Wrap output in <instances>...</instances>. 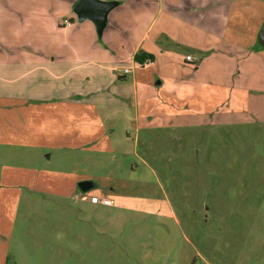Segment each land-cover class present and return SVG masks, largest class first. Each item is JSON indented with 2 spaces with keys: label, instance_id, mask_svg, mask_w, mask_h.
<instances>
[{
  "label": "rangeland",
  "instance_id": "374dc122",
  "mask_svg": "<svg viewBox=\"0 0 264 264\" xmlns=\"http://www.w3.org/2000/svg\"><path fill=\"white\" fill-rule=\"evenodd\" d=\"M149 23L141 20L139 33ZM257 51L204 59L195 93L159 104L158 122L133 128L116 150L117 176H77L94 182L87 193L56 192L46 176L38 183L49 191L18 198L0 176V228L13 225L6 264H264V50ZM165 105L174 116L160 117ZM86 166L99 175L108 165L91 157Z\"/></svg>",
  "mask_w": 264,
  "mask_h": 264
},
{
  "label": "crops",
  "instance_id": "0c3cea01",
  "mask_svg": "<svg viewBox=\"0 0 264 264\" xmlns=\"http://www.w3.org/2000/svg\"><path fill=\"white\" fill-rule=\"evenodd\" d=\"M78 1L0 0V176L18 198L49 191L39 177L78 195L94 182L83 190L77 176H117L116 150L133 128L158 122L159 104L195 93L204 59L264 50V0L258 13L254 0H116L101 42L95 23L78 19ZM157 19L162 26L151 36ZM139 50L154 59L140 65ZM160 114L174 111L165 105ZM91 157L108 165L104 172L88 169ZM12 227L0 228V264Z\"/></svg>",
  "mask_w": 264,
  "mask_h": 264
},
{
  "label": "water",
  "instance_id": "95a60500",
  "mask_svg": "<svg viewBox=\"0 0 264 264\" xmlns=\"http://www.w3.org/2000/svg\"><path fill=\"white\" fill-rule=\"evenodd\" d=\"M117 3L116 0H79L74 10L79 20H92L96 25L98 35L101 36L107 23L108 14ZM80 186L83 190H88L93 186V182L85 180L80 182Z\"/></svg>",
  "mask_w": 264,
  "mask_h": 264
},
{
  "label": "trees",
  "instance_id": "16d2710c",
  "mask_svg": "<svg viewBox=\"0 0 264 264\" xmlns=\"http://www.w3.org/2000/svg\"><path fill=\"white\" fill-rule=\"evenodd\" d=\"M135 61H137L140 65H144L146 62L153 60L154 55L152 53L145 52L143 50H139L135 56Z\"/></svg>",
  "mask_w": 264,
  "mask_h": 264
},
{
  "label": "built area",
  "instance_id": "2783aa9c",
  "mask_svg": "<svg viewBox=\"0 0 264 264\" xmlns=\"http://www.w3.org/2000/svg\"><path fill=\"white\" fill-rule=\"evenodd\" d=\"M125 71L126 72H128L129 71V69H125ZM91 201L92 202H100V203H102V204H104V205H115L116 204V202L112 199V198H109V197H107V196H104V197H97V196H95V195H92L91 196Z\"/></svg>",
  "mask_w": 264,
  "mask_h": 264
}]
</instances>
